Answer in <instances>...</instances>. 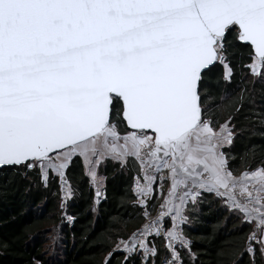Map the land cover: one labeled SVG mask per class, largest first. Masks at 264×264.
Masks as SVG:
<instances>
[{
    "label": "snow or ice",
    "instance_id": "6c2138e0",
    "mask_svg": "<svg viewBox=\"0 0 264 264\" xmlns=\"http://www.w3.org/2000/svg\"><path fill=\"white\" fill-rule=\"evenodd\" d=\"M238 72L264 90V0H0V170L56 183L63 209L75 159L94 204L97 166L131 162L143 223L104 264H196L182 225L205 193L249 227L240 258L264 264V160L235 173L224 151L243 98L212 111L213 78Z\"/></svg>",
    "mask_w": 264,
    "mask_h": 264
},
{
    "label": "trees",
    "instance_id": "16d2710c",
    "mask_svg": "<svg viewBox=\"0 0 264 264\" xmlns=\"http://www.w3.org/2000/svg\"><path fill=\"white\" fill-rule=\"evenodd\" d=\"M242 75L238 72L231 83L220 82L218 89L214 77L210 88L215 102L212 111L221 122L243 98L244 106L234 122L239 131L231 147L224 148L235 173L264 160V90L259 84L253 86L251 77L242 82ZM132 167L131 162L124 168L110 159L101 162L97 173L105 178L107 198L94 204V189L82 160L75 159L67 170L73 195L63 209L56 183L44 187L35 173L24 176L14 169L0 170V264H35L36 260L40 264H104L117 237L127 238L143 223L132 206ZM188 209L182 226L192 251L198 253L196 264H249L247 254L240 258L249 227L240 225L220 199L205 193ZM51 228L59 234L53 245ZM52 246L55 254H50ZM123 258L122 251L114 252L110 264H122Z\"/></svg>",
    "mask_w": 264,
    "mask_h": 264
},
{
    "label": "rangeland",
    "instance_id": "374dc122",
    "mask_svg": "<svg viewBox=\"0 0 264 264\" xmlns=\"http://www.w3.org/2000/svg\"><path fill=\"white\" fill-rule=\"evenodd\" d=\"M98 166H99V165H98ZM98 166H97V170H98ZM98 177H100V176H98ZM65 202H66V201H65ZM70 221L72 222V220H70ZM51 229H52V230H51L52 235L49 236V237H50V243L53 245V243H56L57 239L59 238V234H58V231L56 230V228H51ZM54 248H55V247L52 246V247L49 249L50 254H55V253H56Z\"/></svg>",
    "mask_w": 264,
    "mask_h": 264
},
{
    "label": "built area",
    "instance_id": "2783aa9c",
    "mask_svg": "<svg viewBox=\"0 0 264 264\" xmlns=\"http://www.w3.org/2000/svg\"><path fill=\"white\" fill-rule=\"evenodd\" d=\"M70 186H71V184H70ZM72 188V187H71ZM164 188H165V185H164ZM165 190H166V188H165ZM105 191V190H104ZM69 200V199H68ZM68 200H66V202L68 201ZM153 215H155V212H153ZM182 228H183V226H182Z\"/></svg>",
    "mask_w": 264,
    "mask_h": 264
},
{
    "label": "crops",
    "instance_id": "0c3cea01",
    "mask_svg": "<svg viewBox=\"0 0 264 264\" xmlns=\"http://www.w3.org/2000/svg\"><path fill=\"white\" fill-rule=\"evenodd\" d=\"M165 188L167 189V185H165Z\"/></svg>",
    "mask_w": 264,
    "mask_h": 264
}]
</instances>
